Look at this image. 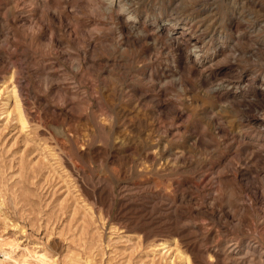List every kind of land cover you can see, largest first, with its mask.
<instances>
[{"label": "rangeland", "instance_id": "374dc122", "mask_svg": "<svg viewBox=\"0 0 264 264\" xmlns=\"http://www.w3.org/2000/svg\"><path fill=\"white\" fill-rule=\"evenodd\" d=\"M121 4L0 0V264H264V0Z\"/></svg>", "mask_w": 264, "mask_h": 264}, {"label": "bare ground", "instance_id": "6f19581e", "mask_svg": "<svg viewBox=\"0 0 264 264\" xmlns=\"http://www.w3.org/2000/svg\"><path fill=\"white\" fill-rule=\"evenodd\" d=\"M105 1H107L108 3H109V5L108 6H111V8L113 7V8H116V9H118V12H120L121 14H125L126 13V11L128 10V9H125L124 8V6H121L122 4H121V2H122V0H105ZM10 4V3H9ZM105 4V3H104ZM127 5V4H126ZM128 6V5H127ZM130 10V9H129ZM131 13V12H130ZM127 14V13H126ZM131 18V17H130ZM129 18V19H130ZM128 19V18H127ZM172 38H174V37H172ZM237 57V56H236ZM188 59V58H187ZM16 90V89H15ZM16 96V95H15ZM18 100V99H17ZM20 101V100H19ZM19 101H16L17 102V106H15L16 107V109H18V110H16V111H18V117H19V119L22 121V122H24L25 121V119H24V114H23V112H22V108H21V106H20V104L21 103H19ZM15 102V103H16ZM22 105V104H21ZM30 121V120H29ZM25 123H26V121H25ZM23 125H24V123H23ZM245 150V149H244ZM171 152V151H170ZM168 156V155H167ZM176 156H177V154H176ZM177 160V159H176ZM157 220V219H156ZM142 235V234H141ZM14 247V246H13ZM161 248V247H160ZM164 248V247H163ZM12 251H14V250H12ZM244 251V250H243ZM14 254V253H13ZM15 255V254H14ZM218 255V254H217ZM4 256H5V260L7 259V260H9V259H12V258H15V257H12L11 256V254L10 253H8V252H6L5 254H4ZM219 256V255H218ZM36 257H38V260H36V261H39L40 262V264H46V263H48V262H46V256L44 255V254H41L40 253V255H38V256H36ZM17 259V258H16ZM15 260V259H14ZM24 260H26V259H23L22 261H24ZM49 260V259H48ZM13 261V260H12ZM16 262H17V264H29L28 262H27V260L26 261H24L23 263H21L19 260H16ZM31 264V263H30Z\"/></svg>", "mask_w": 264, "mask_h": 264}]
</instances>
